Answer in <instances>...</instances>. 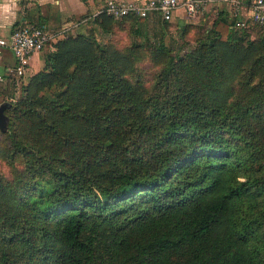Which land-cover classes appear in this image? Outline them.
I'll list each match as a JSON object with an SVG mask.
<instances>
[{
    "label": "trees",
    "instance_id": "trees-1",
    "mask_svg": "<svg viewBox=\"0 0 264 264\" xmlns=\"http://www.w3.org/2000/svg\"><path fill=\"white\" fill-rule=\"evenodd\" d=\"M127 17L129 45L49 41L1 100L0 264H264V27L217 17L171 53L169 22Z\"/></svg>",
    "mask_w": 264,
    "mask_h": 264
},
{
    "label": "crops",
    "instance_id": "crops-1",
    "mask_svg": "<svg viewBox=\"0 0 264 264\" xmlns=\"http://www.w3.org/2000/svg\"><path fill=\"white\" fill-rule=\"evenodd\" d=\"M243 1L250 2V0ZM102 3L103 0H0V32L7 35L26 21L32 23L40 21L53 34L64 28H68L67 32L73 35L91 31L98 41L105 42L110 32L107 29H102L100 22L93 16L95 10L99 9ZM246 12L245 8L242 9L238 17H246ZM157 16L159 15H150L149 20L152 24L158 22ZM221 16L225 17L229 23L234 20L230 4L215 1L194 18H188L182 9H178L169 23L172 24V27L179 29L181 25L190 23L205 25ZM250 29L258 31L255 28ZM259 31L264 32V28H259ZM15 64L12 52L9 49H4L0 54V74L3 77L0 82L1 91L5 88L6 90H19L21 85L26 84L31 75L42 68L44 64L43 50L35 51L30 56L29 64L25 67L22 75L16 73Z\"/></svg>",
    "mask_w": 264,
    "mask_h": 264
},
{
    "label": "built area",
    "instance_id": "built-area-1",
    "mask_svg": "<svg viewBox=\"0 0 264 264\" xmlns=\"http://www.w3.org/2000/svg\"><path fill=\"white\" fill-rule=\"evenodd\" d=\"M215 1L230 4L235 27H249L258 25L264 27V0H103L102 6L96 9L93 16L104 13L113 19H122L129 15L148 17L158 14L162 20L170 22L175 11L182 9L188 18H194L206 10L207 6ZM246 9V17H238L242 9ZM68 28L58 33L49 32L43 25H34L26 21L11 30L7 35L0 32V54L9 49L15 57V71L22 75L29 64L30 56L42 50L49 41L57 40L68 35ZM3 80L0 74V82Z\"/></svg>",
    "mask_w": 264,
    "mask_h": 264
},
{
    "label": "rangeland",
    "instance_id": "rangeland-1",
    "mask_svg": "<svg viewBox=\"0 0 264 264\" xmlns=\"http://www.w3.org/2000/svg\"><path fill=\"white\" fill-rule=\"evenodd\" d=\"M149 18L146 19L145 22L148 26L149 34H152L153 24L149 20ZM130 22H131V19L128 17L122 20L120 19L117 20L115 22V25H113L112 32L110 33L106 41L108 40L114 41V43L119 48H124V46L129 45L131 41V36L129 35ZM212 22L211 23L207 22L205 25L194 24V23L188 24L183 37L180 36L178 32V28L172 27V24L169 23L166 26V30H165L166 32L163 37V40L165 43H167L169 47L171 46V53H184L190 48L191 45H194V43H196V39L199 36L205 37L207 31L212 26ZM141 38L142 37L136 38V41L139 42ZM140 52L143 53V57H141L140 59L136 60L135 63H133L135 67L133 78L140 79L142 81L143 86L150 87L156 79V74H157L160 64H157L152 61V59L150 58V53H148L149 52L148 50L142 49ZM13 92H15L18 95L19 90L17 89L6 90L5 88L4 90L0 91V101L5 99L6 96L9 97L8 94L13 93ZM2 136L3 135L0 132L1 145L4 144V142L2 141ZM13 169L14 168L13 167L11 168V165H9L8 159H5V160L0 159V172L2 174L9 177Z\"/></svg>",
    "mask_w": 264,
    "mask_h": 264
},
{
    "label": "water",
    "instance_id": "water-1",
    "mask_svg": "<svg viewBox=\"0 0 264 264\" xmlns=\"http://www.w3.org/2000/svg\"><path fill=\"white\" fill-rule=\"evenodd\" d=\"M9 106L8 101L0 103V130L4 131L7 128L8 116L5 113V109Z\"/></svg>",
    "mask_w": 264,
    "mask_h": 264
}]
</instances>
